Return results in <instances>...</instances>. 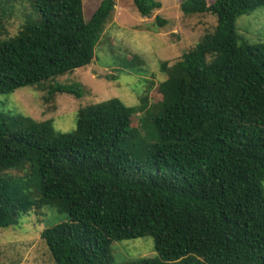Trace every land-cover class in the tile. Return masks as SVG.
<instances>
[{
    "label": "trees",
    "instance_id": "trees-1",
    "mask_svg": "<svg viewBox=\"0 0 264 264\" xmlns=\"http://www.w3.org/2000/svg\"><path fill=\"white\" fill-rule=\"evenodd\" d=\"M27 1L25 25L0 39V96L92 65L116 7L103 0L87 22L84 0ZM134 6L143 17L162 9L157 0ZM261 6L181 0L185 15H212L217 26L176 64H161L154 104L150 90L137 106L89 104L70 133L1 112L0 229L33 210L68 214L41 235L57 264H116L115 242L146 237L155 256L126 264H264V43L236 31L238 17ZM167 25L156 17L154 28ZM58 94L80 99L84 88H47L50 100ZM139 114L142 129L132 125Z\"/></svg>",
    "mask_w": 264,
    "mask_h": 264
},
{
    "label": "rangeland",
    "instance_id": "rangeland-1",
    "mask_svg": "<svg viewBox=\"0 0 264 264\" xmlns=\"http://www.w3.org/2000/svg\"><path fill=\"white\" fill-rule=\"evenodd\" d=\"M103 0H84L85 20H91ZM162 9L150 17H143L134 6V0H116L115 12L108 21L99 46L96 61L89 67L60 77L40 88H26L10 96H0V113L26 116L35 121L52 120L60 132L70 133L76 128L78 110L89 104L113 98L128 106H137L150 90L151 104L161 99L156 86L165 80L161 64H176L200 40L214 32L216 17L187 16L181 0H157ZM216 0H207L212 4ZM32 12L27 0H0V39L13 37L25 25ZM160 16L168 21L162 29L154 28ZM2 27V28H1ZM236 31L242 42L253 47L264 43V6L243 14L236 20ZM79 83L84 88L83 97L58 94L47 98V88L56 84ZM142 114L133 117L132 125L141 127ZM149 130V125H145ZM146 137V132L142 133ZM264 185V184H263ZM69 222L66 213L45 209L33 210L23 216L14 227L0 229V264H57L42 239L43 231ZM116 264H126L136 259L155 256L150 237L115 242Z\"/></svg>",
    "mask_w": 264,
    "mask_h": 264
}]
</instances>
